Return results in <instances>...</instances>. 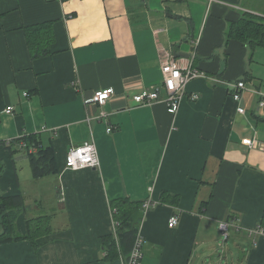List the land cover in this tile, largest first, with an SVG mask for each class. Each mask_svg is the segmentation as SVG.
Instances as JSON below:
<instances>
[{"label": "crops", "instance_id": "obj_1", "mask_svg": "<svg viewBox=\"0 0 264 264\" xmlns=\"http://www.w3.org/2000/svg\"><path fill=\"white\" fill-rule=\"evenodd\" d=\"M243 18L264 19V0H0V143L37 135L57 166L33 179L27 158L0 145V196L23 200L17 232L28 219L49 226L38 248L0 246V264H122L102 243L116 236L118 199L151 202L137 223L141 264H220L230 250H217L218 225L229 217L239 264H264V235L253 233L264 213V47L230 39ZM45 22L51 53L32 59L22 28ZM171 60L204 76L187 84L179 111L136 106L143 89L165 98L161 67ZM242 81L236 102L228 86ZM105 89V105L85 104ZM85 142L99 167L66 169V152Z\"/></svg>", "mask_w": 264, "mask_h": 264}, {"label": "trees", "instance_id": "obj_2", "mask_svg": "<svg viewBox=\"0 0 264 264\" xmlns=\"http://www.w3.org/2000/svg\"><path fill=\"white\" fill-rule=\"evenodd\" d=\"M22 31L32 59L51 53L49 46L54 40L51 22L23 27ZM229 33L232 36L230 39L247 43L253 47H264V24L259 18L257 20L243 18L231 25ZM262 109L264 114V106ZM262 117L258 118L260 122H264V117ZM0 145L9 152L13 159L19 153L27 158L33 179H41L57 173L52 148L44 146L37 135L24 136L9 143L2 142ZM2 171L3 165L0 162V174ZM166 197L164 194L162 200L165 201ZM142 204L128 199H118L112 202L116 236L113 238L108 235L102 238L103 247L109 260L113 261L119 259L120 256L124 258L129 255L138 236L137 223L141 216ZM22 209L23 200L20 196H0V246L29 240L35 248H38L39 245L35 243L34 239L39 237L38 234L49 231V226L46 222L43 223V219L34 218L25 221L26 233L19 234L15 222ZM258 226L264 229V213Z\"/></svg>", "mask_w": 264, "mask_h": 264}, {"label": "built area", "instance_id": "obj_3", "mask_svg": "<svg viewBox=\"0 0 264 264\" xmlns=\"http://www.w3.org/2000/svg\"><path fill=\"white\" fill-rule=\"evenodd\" d=\"M204 77L198 72L192 64H181L179 61L171 60L166 62L161 67V80L162 86L165 90L166 96L164 99L160 98V89L154 87L152 89H143L138 94L132 96V101L136 106H147L153 103L162 102L166 105L167 113L171 116L175 115L181 106L182 101L187 97L186 86L189 82ZM231 90V97L234 101L238 102L241 98L240 92L248 91L243 82L229 84ZM252 93V90H250ZM113 95L112 89L100 90L94 93L90 99L85 100V104L96 103L100 106L106 104L109 98ZM189 101L194 102L198 99L197 94H190L187 98ZM264 106V96L259 102V107ZM13 107H6L5 114L13 113ZM239 115H244V109H238ZM111 132V128L107 129ZM99 167V159L96 148L92 142H85L81 145L71 147L65 156V168L69 170H82L86 168L97 169ZM151 207V202L147 201L142 204V210L147 211ZM178 224V219L172 216L168 220V227L174 228ZM218 229L221 234L222 243L229 240L231 232L236 229V225L231 221L219 222ZM256 235H264V229L256 226L253 230ZM142 239L138 235L134 241L133 247L127 257L122 259V264H141L143 258L142 253Z\"/></svg>", "mask_w": 264, "mask_h": 264}, {"label": "rangeland", "instance_id": "obj_4", "mask_svg": "<svg viewBox=\"0 0 264 264\" xmlns=\"http://www.w3.org/2000/svg\"><path fill=\"white\" fill-rule=\"evenodd\" d=\"M261 21H263L264 22V19H262ZM14 158H17V157H14ZM229 221H231V222H234L235 223V220H230V219H228ZM235 231V230H234ZM217 245H218V249H217V247H216V249L219 251V252H223V251H221V249H223L224 248V246H225V248L227 247V249H229L230 250V253H227L228 254V257L224 260V261H222V262H219L220 264H233L234 262V264H239V260L240 259H242L241 257H240V252L239 251H236L235 249H233V244H232V240L230 239V241L228 240L227 242H225V243H222V239H221V236L219 235V240H217ZM222 245V246H221ZM215 246H213V248H214ZM223 247V248H222ZM224 248V249H225ZM223 249V250H224ZM226 252H227V250H226ZM242 255V254H241ZM240 257V258H239ZM239 259V260H238ZM204 263L205 264H218V262H217V258L216 257H212V258H210V259H208V260H206V261H204Z\"/></svg>", "mask_w": 264, "mask_h": 264}, {"label": "water", "instance_id": "obj_5", "mask_svg": "<svg viewBox=\"0 0 264 264\" xmlns=\"http://www.w3.org/2000/svg\"><path fill=\"white\" fill-rule=\"evenodd\" d=\"M173 57L176 59L177 57H183V54L182 53H176V52H173ZM186 57H188L187 55H186Z\"/></svg>", "mask_w": 264, "mask_h": 264}]
</instances>
